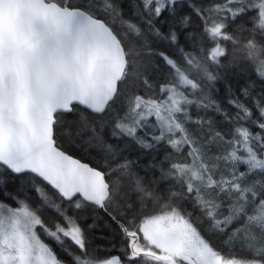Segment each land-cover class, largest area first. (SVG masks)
Instances as JSON below:
<instances>
[{
  "label": "snow or ice",
  "instance_id": "obj_1",
  "mask_svg": "<svg viewBox=\"0 0 264 264\" xmlns=\"http://www.w3.org/2000/svg\"><path fill=\"white\" fill-rule=\"evenodd\" d=\"M0 264H264V0H0Z\"/></svg>",
  "mask_w": 264,
  "mask_h": 264
}]
</instances>
